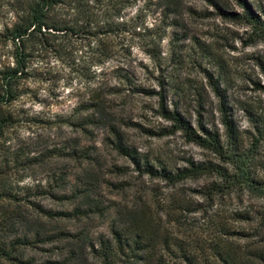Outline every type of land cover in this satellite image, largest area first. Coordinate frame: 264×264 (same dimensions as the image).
<instances>
[{"label":"rangeland","instance_id":"obj_1","mask_svg":"<svg viewBox=\"0 0 264 264\" xmlns=\"http://www.w3.org/2000/svg\"><path fill=\"white\" fill-rule=\"evenodd\" d=\"M20 1L0 0V69L14 53L3 33L15 20ZM245 1L252 8H264V0ZM178 3L172 12L164 0H135L124 13V18L132 19L131 26L108 41L112 56L97 67L96 81H92L95 67L89 40L58 38L62 46L57 52L30 43L26 75L19 83L21 95L3 106L16 122L0 135V245L12 248L17 238L27 240L26 245L15 246V253L42 264L63 253L64 243L54 240L58 231L110 238L122 214L143 210L159 226L155 240L165 262L186 264L171 242L204 253L200 245L211 242L212 215L228 214L238 201L235 194L212 202L201 197L197 191L209 183L207 176L172 186L144 171L145 167L174 171L189 160H215L210 151L188 142L181 133L166 132L170 122L161 116L160 102L168 109L177 108L193 128L202 124L226 141L218 99L209 84L216 80L248 144L245 131H252L251 120L264 117L260 64L264 65V41L246 45L247 26L221 12L241 13L237 0ZM159 35L161 39L152 42ZM115 67L123 70L115 72ZM124 73L139 89L118 76ZM95 93L105 106L99 124L84 131L66 123L86 114L83 108ZM111 125L137 163L115 148ZM87 180L95 184L91 198L76 192ZM244 199L251 201L249 195ZM39 207L78 211L77 216L48 220ZM239 225L243 224L234 223ZM47 236L52 241L45 240Z\"/></svg>","mask_w":264,"mask_h":264},{"label":"trees","instance_id":"obj_2","mask_svg":"<svg viewBox=\"0 0 264 264\" xmlns=\"http://www.w3.org/2000/svg\"><path fill=\"white\" fill-rule=\"evenodd\" d=\"M164 1L172 6V12L178 10V0ZM237 1L243 7L241 13L221 12L228 19L247 26L246 45L264 41V8L255 9L245 0ZM134 4L135 0L20 1L15 20L5 27L3 33L14 46V53L10 63L0 69V135L6 127L16 122L15 116L11 112H5L3 106L9 105L21 95L19 83L26 75L27 62L31 56L28 50L30 43H37L57 52L62 46L58 43V38L68 36L74 41L77 38L89 40L87 49L91 52V65L95 67L92 70V81H96L97 67L109 61L112 56V46L108 41L127 32L131 26L132 19L124 18V13ZM153 38L155 40L152 42H155L161 36L158 39ZM260 64L264 71L263 62ZM114 70L119 72L123 68L115 67ZM118 76L132 89H139L131 84L128 73ZM209 84L218 99L226 141L222 140L217 131L202 124L196 129L193 128L177 108L168 109L160 102L159 112L170 122L167 133H181L188 142L210 151L215 160H189L187 165L174 171H154L146 167L144 171L172 186L187 179L207 176L210 178L209 183L197 192L210 202L218 197L236 195L237 207L228 214L212 215L208 225L211 242L207 246L200 245L204 253L197 254L194 252L195 248L171 242L179 251L180 259L186 264H264V117L251 120L252 131H245L250 140L245 145L243 134L230 116L224 90L216 80L210 79ZM162 99L163 96L160 95V101ZM104 108L101 95L95 93L94 99L83 108L85 115H78L76 121L69 118L65 122L87 131L86 126L99 124ZM96 114H99L98 117ZM110 129L116 138L115 148L136 160L131 154L132 151L122 143L118 129L113 125ZM82 185V188L76 190L77 195L91 198L95 192V184L87 180ZM246 195L251 197V201H245ZM180 206L181 204L175 206L176 211ZM39 211L48 220H54L77 216L78 209L51 211L39 207ZM151 219L152 216L143 210L124 213L119 224L111 228L110 238H92L86 231L60 230L54 240L64 243L60 246L62 255L42 264H169L158 254L159 245L155 235L159 232V226ZM234 223L243 225L235 227ZM45 240L52 241L48 236ZM14 242L16 245L12 248L0 245V264H36L33 260L24 259L15 253V246L26 245L28 241L17 238ZM169 249V243L165 242L163 250Z\"/></svg>","mask_w":264,"mask_h":264}]
</instances>
